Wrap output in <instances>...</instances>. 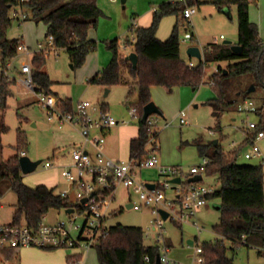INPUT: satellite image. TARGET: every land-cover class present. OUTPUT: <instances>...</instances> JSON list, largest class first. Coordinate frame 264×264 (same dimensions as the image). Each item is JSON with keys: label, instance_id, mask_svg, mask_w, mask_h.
Wrapping results in <instances>:
<instances>
[{"label": "rangeland", "instance_id": "374dc122", "mask_svg": "<svg viewBox=\"0 0 264 264\" xmlns=\"http://www.w3.org/2000/svg\"><path fill=\"white\" fill-rule=\"evenodd\" d=\"M177 0H128L123 6L120 0H97L102 15L96 28L89 32L90 39L97 43L96 50L87 56L84 65L78 69H72L69 56L65 50L52 51L46 55V64L43 68L53 82V95L60 100L56 106L57 114L61 111L64 102H70L76 110L82 101L90 102L95 108V115L106 113L114 118L118 125L111 128L105 135L104 151L107 159L120 162H129V139L137 137L139 122L131 116V106L137 103V92L132 91L134 85H118L112 87L108 95L101 85L90 83V80L103 69L107 68L113 59V52L109 44L117 40L118 54L127 57L132 53V44L135 40V31L145 22V11L156 9L163 3L176 2ZM250 1V19L258 29L259 37L264 42V0ZM214 0H193L190 7L196 12L190 20L179 18L176 15L165 17L157 33V37L166 41L178 19L179 39L181 44V59L186 64L191 61L187 50L190 47H200L204 55V49L212 44H222L225 41L236 44L238 41L237 10L235 7L224 9L220 12L213 4ZM190 24V32L186 26ZM46 27L35 21L19 23L13 21L6 38L8 40L21 39L31 50L38 52L40 45H47L45 38ZM193 33V38L191 34ZM221 35L224 39H221ZM161 37V38H160ZM32 55L20 54L14 62L10 73L13 80L9 83V96L0 104V164L8 162L15 157L19 150L18 138L22 136L24 144L21 149L27 152L32 161H40L38 168L30 173L23 174V182L29 187L45 185L61 191L67 187L62 177V169H45V162H53L57 166L70 161L67 152L71 145L81 141L79 127L69 122L60 125L55 117L49 119L50 111L44 108L38 99V94L32 88L23 83L28 76L21 74V64L26 61L32 66ZM228 62L210 63L203 67L205 81L212 82L213 75L219 72V68L227 69ZM202 85L198 89L192 87H178L171 93L164 87L154 86L151 89L152 102L162 111L163 117L158 119L159 138L156 142L158 151L156 156L158 164L148 169L138 168L137 175L141 181L147 183L163 182L167 176L160 175L161 168H176L189 174L194 167H203L204 158L201 157L198 144L208 145L209 152L214 151V142L217 140L228 156L238 152L237 165L244 167L262 166L264 168V138L254 139L261 149V157L246 159L245 154L252 150L251 142L245 143L246 137L251 136L248 132L250 122L261 123L264 128V117H257L255 112L245 113L238 108L245 101L253 102L257 108H264V89L256 88V91L248 94V90L254 86L247 77L240 78L238 86L246 92V96H238V104L231 106L230 110L220 115L217 119L213 115L210 102L217 97L215 88L211 84ZM62 102V103H61ZM186 115L187 125H181L179 115ZM125 122V123H123ZM221 126V130L217 127ZM254 132V130H251ZM80 143V142H79ZM153 143V142H152ZM152 143L148 146L151 152ZM92 154L95 152L91 150ZM66 154V159L62 157ZM63 159V160H62ZM203 182L207 186L219 189L221 177L218 174L207 175L203 169ZM10 181L0 182V213L4 223H13L17 196L10 189ZM264 193V183H263ZM138 198L128 192L124 187L116 191V198L108 208L106 224L108 227L115 225L140 227L144 231L145 245L153 246L161 237L160 230H153L156 216L149 208L141 211L128 209L127 205L136 202ZM222 200L220 198L209 200L206 207L200 209L197 216L188 222L176 223L171 220L164 222L163 233L167 245L170 247V256L185 264H194L197 259L196 246L203 247L205 243L223 241L216 235L213 227L221 218ZM76 220L70 224L71 219L65 209L51 210L46 216V223L50 226L59 222L66 223L67 227H82L85 223L84 214L75 213ZM197 222L201 227L198 230L194 224ZM78 231H72L74 241L78 239ZM189 241L196 242L193 246ZM225 241V240H224ZM229 247L230 243L225 241ZM81 254L80 264H99L95 248L86 247L84 241L79 242V247L71 248L62 246L52 250L39 247H25L15 250L0 249V264H73L68 260L69 256ZM228 255L233 258L235 264H264V255L257 249L242 247L235 254L231 251ZM209 259L210 255L207 254Z\"/></svg>", "mask_w": 264, "mask_h": 264}, {"label": "trees", "instance_id": "16d2710c", "mask_svg": "<svg viewBox=\"0 0 264 264\" xmlns=\"http://www.w3.org/2000/svg\"><path fill=\"white\" fill-rule=\"evenodd\" d=\"M198 1V0H197ZM193 0H187L188 6ZM215 7L222 12L224 9L235 7L238 22V45L242 47L240 53L232 50L227 44H212L204 49V61L190 68L181 59V44L179 39L178 19L170 37L162 41L157 37L162 20L170 15L182 16L187 6L181 2L163 3L153 13V22L150 27L138 28L135 31V40L132 52L139 57L138 67L133 69L126 57L118 54L117 40L109 44L113 52V59L107 68L96 74L90 83L111 89L118 85H134L132 91L137 92V103L130 105L136 108L139 130L136 138L129 144L130 161L142 163L149 158L159 138L158 125L150 126L141 122L144 107L152 102L151 89L154 86L166 88L170 93L178 87H192L198 89L205 85L203 67L210 63L228 62L226 72L219 68V72L211 78L217 97L210 102L213 115L220 119V115L238 104V96H246L238 86L240 78L247 77L255 88L264 89V42L250 19L249 0H214ZM20 7L27 15L24 21L12 18V11ZM102 10L97 0H0V63L6 64L18 56V45L21 39L8 40L6 38L13 21L19 23L35 21L44 24L47 31L45 38L54 39L53 47L45 46L35 52L32 58V84L34 91L53 95V82L43 68L46 64V55L50 52L65 50L69 56L72 69L82 67L87 56L96 50L97 43L89 39V31L97 27ZM190 24L186 31L190 32ZM193 38V33L191 34ZM9 83L3 74H0V104L9 96ZM208 82L207 84H210ZM62 103V102H61ZM64 112L73 111L70 102H64ZM239 110V108H238ZM162 112V111H161ZM257 117L263 119L264 108L255 111ZM163 117V113L160 116ZM261 123L251 132L252 138L257 132L264 130ZM221 130V126L217 127ZM153 142V143H152ZM251 142L246 137L245 143ZM152 143L151 152L148 146ZM24 144L22 136L18 138L19 153L8 162L0 164V182L9 180L10 189L17 196V206L14 217L15 224L27 223L36 227L51 210L67 209L72 205L62 198L55 188L45 185L29 187L23 182L19 159L27 152L21 147ZM208 145L198 144V150L209 163L205 166L207 175L219 174L221 187L209 197L210 200H222L220 221L213 227L216 235L223 241L205 243L204 253L209 254L207 264H235L233 254L242 247L258 248L264 245V168L262 166L244 167L237 165V154L228 156L219 145H214V151L209 152ZM3 193L0 192V197ZM230 243L228 247L225 241ZM194 244L196 242H193ZM167 245V243H166ZM168 246V245H167ZM169 247V246H168ZM97 251L99 264H155L160 255V246L145 245L144 231L140 227L115 225L108 228V233L93 246ZM170 248V247H169ZM76 256V255H75ZM74 255L69 256L71 261Z\"/></svg>", "mask_w": 264, "mask_h": 264}, {"label": "built area", "instance_id": "2783aa9c", "mask_svg": "<svg viewBox=\"0 0 264 264\" xmlns=\"http://www.w3.org/2000/svg\"><path fill=\"white\" fill-rule=\"evenodd\" d=\"M114 1V0H112ZM187 6L184 11V18L190 20L196 12L187 4V0H177ZM12 18L18 19L21 22L27 18V15L20 7L12 11ZM224 39V36H221ZM54 39L48 38L46 46L53 47ZM45 45H40V50H43ZM32 55L30 48L21 41L18 45V56L9 61L4 67L0 63V74L11 81L10 73L14 67V62L20 58V54ZM204 61V55H203ZM196 63L190 62L189 67L195 68ZM21 74L28 76L23 83L34 90L32 84V66L24 61L21 64ZM213 85V81L210 83ZM36 92V91H35ZM38 99L44 108L50 111L49 119L57 118L60 125L66 121L79 127L80 135L83 142L70 146L67 155L70 161L57 166L53 162H45V169H62V177L67 183V187L57 193L72 205L65 209H72L73 213L68 214L72 224L79 214H84L86 220L82 227L68 228L66 223L59 222L55 225L46 223V216L36 226H29L23 222L21 224L4 223L1 220L0 213V249L15 250L25 247H39L42 249L52 250L62 246H70L71 248L79 247V242L84 241L86 247H91L98 242L103 236L108 233L106 224L108 216V208L116 198V191L119 187H124L129 193L132 192L138 200L131 202V208L136 211H141L143 208H149L156 216L153 224V230H160L161 237L157 240L160 246L159 262L160 264H185L177 261L170 256V248L166 245V240L163 233L165 232L164 222L167 220L176 223L188 222L190 219L197 216L200 209L207 206L209 197L216 192V188L207 186L203 182L202 170L205 171V166L209 163L207 158H204V166L201 168L194 167L189 174L181 172L176 168H161L160 175L167 176V180L163 182L147 183L138 179V168H154L158 164L156 151H153L149 158L142 163L134 161L120 162L112 159H107L104 151L105 135L112 127L119 124L114 118L106 113L95 115V108L90 102L82 101L78 104L76 110L64 112L61 108L59 114L55 108L59 106L60 100L54 95H46L44 92H37ZM258 108L253 102L245 101L239 110L245 113H254ZM132 118H138L136 108H131ZM181 125H187L186 115H179ZM158 117L155 115L147 119L150 126L158 125ZM125 123V122H123ZM258 123L250 122L248 130H255ZM257 139L264 138V130H260L256 134ZM253 144L252 150L245 154L246 159H256L261 157V149L257 145V141L252 136H247ZM156 144V143H155ZM156 148V146H155ZM158 148V146H157ZM91 150L95 153L92 154ZM27 156L24 152L21 157ZM66 154L63 156L65 157ZM202 176L200 182H190L195 176ZM180 179V183H173L172 180ZM149 185H153L151 188ZM85 201V202H84ZM1 208V207H0ZM168 213L167 220L163 219L160 211ZM198 230L201 231L200 225L194 222ZM72 231H78V239L74 241L71 237ZM257 251L264 255V245L256 248ZM197 259L194 264H207L208 257L200 246H196ZM76 255V256H75ZM71 262L80 264L82 255L75 254ZM147 264H150L148 257L145 258ZM156 264V263H155Z\"/></svg>", "mask_w": 264, "mask_h": 264}, {"label": "water", "instance_id": "95a60500", "mask_svg": "<svg viewBox=\"0 0 264 264\" xmlns=\"http://www.w3.org/2000/svg\"><path fill=\"white\" fill-rule=\"evenodd\" d=\"M128 0H120L121 4L123 6L126 5ZM224 44H227V45H230L232 50L236 53H240L242 51V47L239 46L238 44H232L231 42H228V41H225ZM187 55L190 59H195L197 60L198 62H202L203 61V52L202 50L200 49V47H197V46H194V47H190L188 50H187ZM127 60L129 62H131L132 66H133V69L136 70L137 67H138V62H139V57L138 55L135 53V52H132L130 55H128L127 57ZM226 72V70H225ZM256 91V88L255 86H252L249 90H248V94L249 93H253ZM110 92L109 89H106V93L105 95H108ZM162 114L161 110L158 108V106L154 103V102H151L149 104H147L145 107H144V113H143V117H142V120L141 122L143 124L146 123L147 119L150 117V116H153V115H157V116H160ZM219 142L216 140L214 142V145H217ZM40 161H32L28 156H23V157H20L19 159V165H20V169H21V172L22 174L26 175V174H30L32 172H34L38 166L40 165ZM202 181V176H195L193 177L190 182H200ZM173 183H180V179L177 178V179H174L172 180ZM149 187L153 188L154 186L153 185H149ZM85 202V201H84ZM127 208L130 209L131 208V204L127 205ZM66 213L67 214H70V213H73V210L72 209H69V210H66ZM161 215L163 216V219L164 220H167L168 218V213L161 210L160 211ZM193 241H189V245L193 246ZM156 264H160L159 262V257L157 258V261H156Z\"/></svg>", "mask_w": 264, "mask_h": 264}, {"label": "crops", "instance_id": "0c3cea01", "mask_svg": "<svg viewBox=\"0 0 264 264\" xmlns=\"http://www.w3.org/2000/svg\"><path fill=\"white\" fill-rule=\"evenodd\" d=\"M112 1V0H111ZM115 1V0H114ZM154 11H155V9H148V10H146L145 11V22H143V23H141V26H144V28H147V27H150L151 26V24H152V22H153V13H154ZM90 33V32H89ZM221 36H223V35H221ZM161 38V37H160ZM89 39H90V36H89ZM91 41H94V40H92V39H90ZM161 40L162 41H164V39L163 38H161ZM237 43H238V41H237ZM236 43V44H237ZM131 54V53H130ZM129 54V55H130ZM192 60V59H191ZM139 130V129H138ZM106 135H107V133H106ZM134 138H136V135H135V137H131V139H129V144H130V141L132 140V139H134ZM82 143L83 142V139L81 138V141H78V143L77 144H80V143ZM63 159H66V157H62ZM62 159V160H63ZM48 187V186H47ZM48 188H50V187H48Z\"/></svg>", "mask_w": 264, "mask_h": 264}]
</instances>
